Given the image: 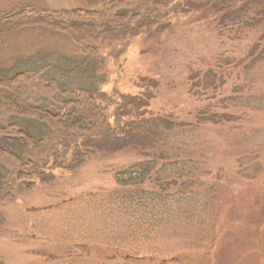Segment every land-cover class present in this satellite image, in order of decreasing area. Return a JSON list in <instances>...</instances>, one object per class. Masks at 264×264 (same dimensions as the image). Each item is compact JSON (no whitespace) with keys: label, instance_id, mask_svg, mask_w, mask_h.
Here are the masks:
<instances>
[{"label":"rangeland","instance_id":"374dc122","mask_svg":"<svg viewBox=\"0 0 264 264\" xmlns=\"http://www.w3.org/2000/svg\"><path fill=\"white\" fill-rule=\"evenodd\" d=\"M105 1L0 0V69L97 72L91 88L118 83L120 92L140 91L149 76L160 87L153 106L179 125L153 154L159 162L127 147L42 168L29 187L16 181L0 201V264H264V0L224 21L209 0H179L162 33L125 40L114 59L101 47L96 62L79 59L66 33L17 25L37 9ZM140 165L143 190L120 182Z\"/></svg>","mask_w":264,"mask_h":264},{"label":"trees","instance_id":"16d2710c","mask_svg":"<svg viewBox=\"0 0 264 264\" xmlns=\"http://www.w3.org/2000/svg\"><path fill=\"white\" fill-rule=\"evenodd\" d=\"M182 1L107 0L97 8L52 13L37 9L38 12L31 11L30 17L17 25L44 26L66 33L81 47L84 58L79 59L89 62L92 58L96 62L94 57L103 56L99 53L101 47L110 49L114 59L120 57L119 48L125 40L145 33H162L169 27L172 17L182 13L179 4L174 8ZM253 1L209 0L222 21L235 13L245 12ZM4 26L0 28V39L4 36ZM255 50L256 45L247 56ZM46 67L42 62L36 68L15 72L0 69V112L13 110L9 114L12 118L0 117V201L8 196L6 190L15 186L16 181L29 187L42 174V168L44 171L54 167L71 169L99 152L135 147L140 155H151L152 161L164 159L153 154L165 144L171 129L179 124L153 106L160 88L157 79L139 77L140 82L135 85L140 91L120 92L117 91L119 84L112 83L110 78L109 84H113L110 90H106L105 85L91 88L89 84L97 78V72L91 80L69 74L76 68ZM54 69H57L56 74L50 75ZM111 75L117 80L121 78L119 74ZM209 75L211 79L219 76ZM198 77L201 76L196 80ZM68 79L72 83H68ZM42 98L52 99L51 103L43 101L56 110L39 105ZM54 162L55 166L50 167L49 163ZM141 165L134 171L124 170L120 182L143 187L146 174ZM40 181H46L44 175Z\"/></svg>","mask_w":264,"mask_h":264}]
</instances>
